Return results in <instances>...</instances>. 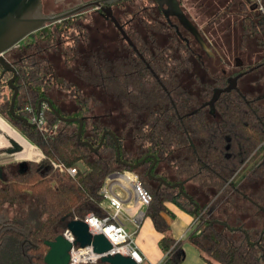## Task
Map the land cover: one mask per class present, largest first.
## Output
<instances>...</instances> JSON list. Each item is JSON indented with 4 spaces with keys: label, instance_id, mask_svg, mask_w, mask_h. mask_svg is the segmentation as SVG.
Here are the masks:
<instances>
[{
    "label": "trees",
    "instance_id": "obj_1",
    "mask_svg": "<svg viewBox=\"0 0 264 264\" xmlns=\"http://www.w3.org/2000/svg\"><path fill=\"white\" fill-rule=\"evenodd\" d=\"M260 3L263 10L257 0L236 3L240 48L251 39L262 51L258 62L241 68L245 74L239 80L254 73H260L256 82L264 80V0ZM135 5V0L114 4L122 12L116 15L121 24L127 15L122 9ZM214 14L208 25L221 15ZM162 27L157 24L154 32L164 33ZM125 31L146 60L160 57L163 65H168L163 71L173 76L154 69L160 84L128 45L124 46L127 62H119L113 69L101 51L80 53L89 31L76 16L37 30L28 42L4 53L17 72L14 113L30 122L32 112L26 109L30 106L33 113L42 114L43 125L14 118L9 112L11 97L0 104V113L42 151L43 157L25 161L22 169H10L19 164L16 161L0 166V207L8 211L5 223L31 226L27 239L13 230L0 235V264H46L45 241L62 234L69 220L89 213L104 215L101 185L109 173L123 169L135 172L150 194L145 215L164 234L159 241L166 252L162 264H179L184 257L182 241L168 235L169 227L161 215L167 212V202L193 215L186 240L207 264H264V197L250 186L255 179L264 178V93L241 90L238 84L237 90L222 92L213 109L202 106L215 88L227 85L228 75L204 67L209 79L194 76L192 91L186 90L180 73L190 66L187 57L197 58L200 50L190 34L189 44L178 41L175 33L177 41L147 46L143 51L135 28ZM58 55L65 56L66 67L68 58H75L74 76L65 78L56 69ZM89 88L109 93L117 108L101 112L89 106L90 100L97 101ZM55 92H64V100ZM45 99L61 117L83 118L79 139L78 121L61 120L48 103L39 105ZM104 131L117 138L120 162L112 136L107 133L101 141ZM52 161L74 166L77 172L70 176L53 167ZM151 166V175L167 184L148 176ZM94 264L108 263L99 260Z\"/></svg>",
    "mask_w": 264,
    "mask_h": 264
},
{
    "label": "water",
    "instance_id": "obj_2",
    "mask_svg": "<svg viewBox=\"0 0 264 264\" xmlns=\"http://www.w3.org/2000/svg\"><path fill=\"white\" fill-rule=\"evenodd\" d=\"M118 0H94L85 2L79 6L73 7L66 11L57 13V14H47L43 11L42 0H0V66L2 68L1 74L5 72H11L12 76L7 80L8 87L13 90L12 96L9 104L10 114L26 124L33 125L26 118L19 116L14 113V104L18 94V87L15 85L14 80L17 76L16 69L11 65L5 58L4 53L15 47L20 41H22L29 34L55 22H59L64 18L71 17L75 14H78L86 9L93 7H100L101 3H108L109 5ZM165 3L170 9V14L175 15L179 23L193 36L197 41L200 47L205 51L208 56H213L211 48L207 45L203 39L201 33L197 27L191 22V20L185 15V13L180 8L177 0H165ZM160 4H162L160 2ZM105 9V8H104ZM103 9V10H104ZM114 26L122 34L123 38L127 40L130 44V39L126 32L123 30L122 26L118 23L115 17L112 14V8L109 6L105 9ZM243 75V73H238L235 76L228 77L227 85L223 88L214 89L213 94L210 100L204 103L202 106H209L213 108L214 102L218 99L222 92H227L231 90H237V81ZM49 104L51 110L59 117L61 120L65 121H78V133L77 137L80 138L81 128L83 124V118L77 117H61L59 112L49 103V100L45 99ZM195 111V110H193ZM109 133L112 136L115 146L117 160L119 159V146L117 138L110 131H104L101 136V141L104 136ZM10 145L3 152L14 153L22 149L21 145L18 144L14 139L9 138ZM89 145L87 142H82ZM101 143V142H100ZM100 145V144H99ZM90 146V145H89ZM94 151L97 148H92ZM141 160L139 164L142 162ZM22 168L26 167V162L22 161L19 163ZM135 164L134 166H136ZM151 168L148 169L147 173L150 178H153L157 181L166 183L160 177H153L151 175ZM167 184V183H166ZM174 186V185H170ZM181 187L182 184L180 183ZM66 228L70 231L74 237L73 242L69 241L63 234H60L55 237L54 240H46L45 245L48 247L47 252L44 255V262L46 264H69V251L74 245L84 247L86 245H91L93 251L98 254H103L100 257V261L108 264H136V262L128 256L116 254H105L111 249V243L108 239L101 233L92 234L89 231L88 225L85 221L81 219H72L69 220L66 224ZM6 230H13L20 233L28 238L31 231V226L27 225L26 227H18L11 223H2L0 224V235Z\"/></svg>",
    "mask_w": 264,
    "mask_h": 264
},
{
    "label": "rangeland",
    "instance_id": "obj_3",
    "mask_svg": "<svg viewBox=\"0 0 264 264\" xmlns=\"http://www.w3.org/2000/svg\"><path fill=\"white\" fill-rule=\"evenodd\" d=\"M80 0H42L43 3V11L47 14H57L62 11L67 10L68 8L74 7ZM89 1V0H85ZM238 0H182L184 2L183 8L187 9V12H190L193 16L194 22L196 23L199 30L201 29L203 37L207 45L211 48L213 52L214 59H207L202 51L198 52L201 54L206 62L207 69L209 71L218 73L220 68H224L227 72L235 71V58H238L242 61L243 64L253 65L259 61L262 51L258 49L254 42L249 39L240 47V35H241V27H240V15L236 14L237 3ZM141 1L135 0V4L140 3ZM194 5L191 7V5ZM195 6H199V9H196ZM215 12H219L220 16L216 17L212 24L208 25L207 21L210 17L215 16ZM92 13V11H91ZM88 13L85 14V19L78 21L83 22H92V18L87 16ZM84 26V25H83ZM94 26V25H93ZM93 29L97 28L98 30H91L88 32H94L93 38L98 40L100 39H109V46L118 50V46L120 47V54H122V47L126 46L121 42V35L118 30L113 26L110 22H102L99 20L96 27H91ZM73 34H76L75 31H71ZM107 37V38H106ZM27 38L23 41L26 42ZM107 43L105 44V46ZM105 48V47H104ZM69 57V56H68ZM72 57V56H71ZM71 57L68 58L66 62H68V66L65 65V56L58 55L55 60L56 69H61L65 71H72V69L77 66V61L73 60ZM221 57V58H220ZM219 58L222 59V63H219ZM220 67V68H219ZM215 70V71H213ZM260 74V73H259ZM258 73H254L249 76L247 79L239 80L238 84L241 90L246 91H257L258 93H264V80L261 79L259 82H256L259 78ZM10 76V73H6L2 82H0V104L9 99L12 96V92L7 85L6 79ZM73 74L68 75L67 77H72ZM208 77V75H207ZM191 80H189L190 83ZM254 84H252V82ZM237 84V85H238ZM89 92L93 91V93L97 97V101L94 103L93 101H89V106L93 107L97 111H104V109H113L117 108L118 103L114 100L110 99L109 93L101 92L98 89L89 88ZM56 95H59L60 98L64 100L65 93L64 92H55ZM70 100L67 99L66 103ZM64 103V102H63ZM71 106L73 104L71 103ZM69 106V107H71ZM101 109V110H100ZM9 138L14 139L21 145L22 149L20 151H16L14 153L3 152L10 145ZM37 150L36 147L33 146L22 134L21 132L13 125L6 117L5 114L0 113V164H6V162H22L31 159H35ZM1 184V179H0ZM252 189H255L256 192L262 197H264V178L255 179L250 183ZM107 205V203H105ZM6 213L8 215V211L4 207H0V218L1 215ZM0 219V220H1ZM127 230H132L130 225H125Z\"/></svg>",
    "mask_w": 264,
    "mask_h": 264
},
{
    "label": "flooded vegetation",
    "instance_id": "obj_4",
    "mask_svg": "<svg viewBox=\"0 0 264 264\" xmlns=\"http://www.w3.org/2000/svg\"><path fill=\"white\" fill-rule=\"evenodd\" d=\"M58 1V0H54ZM89 1H94V0H89ZM119 1V0H118ZM116 1V2H118ZM141 1L140 3H137L135 5V7H129L128 9H122L123 11H126L127 15H125L126 17L123 18L122 24L117 20L116 15L119 16L122 12H120V10L114 8V4L116 2L111 3L110 5L108 3H101L100 7L96 8H90V9H86L78 14H75L73 16L77 17V20H83L85 19V14L89 12V14H87V16L91 17L93 20V24L91 22H80V25H84L87 26L88 31L91 30H95V32L98 30L97 28L93 29L91 27H96L97 23L99 22V20H102V22H109V20L111 21V19L109 18L107 11L105 10L106 8H108L109 6H111L112 8V14L115 17V19L118 21V23L122 26L123 30H131V28H135V30L139 33V39L137 41V44L139 46V48H141L143 51L145 49V47H156V46H164V45H169L171 44V42L173 41H177L175 38V33L177 34V36L179 37L180 42L185 41L186 44H189V40L187 37V34H190L178 21L177 17L175 15L170 14V9L167 6V4L165 3V0H139ZM178 4L180 6V8L182 9V11L185 13V15L191 20V22L197 27L196 23L194 22L193 16H190L191 13L187 12L188 10L185 9L184 10V2H182V0H177ZM85 2V0H80L74 7L79 6ZM160 2L162 4H160ZM43 5V3H42ZM194 5L192 4L191 7H193ZM73 8V7H72ZM105 8V9H104ZM196 9H199V6H195ZM69 9V8H68ZM67 9V10H68ZM71 9V8H70ZM104 9V10H103ZM187 10V11H186ZM64 11H66L64 9ZM92 11V13H91ZM63 12V11H62ZM132 12V13H131ZM136 15H138V23L135 22V17ZM89 17V18H90ZM111 23L113 24V22L111 21ZM147 24V25H146ZM157 24H162V28L165 30V32H154V28L157 26ZM94 25V26H93ZM146 25V26H145ZM114 26V24H113ZM115 27V26H114ZM116 28V27H115ZM125 28V29H124ZM184 30L186 33L181 32V29ZM117 29V28H116ZM197 29L199 30V28L197 27ZM118 30V29H117ZM36 32V31H35ZM119 32V30H118ZM126 32V31H125ZM199 32L201 33L202 37V31L201 29L199 30ZM34 33V32H33ZM31 33V34H33ZM94 33V32H93ZM93 33L90 32V34L88 35V38L84 41L82 47H80L79 51L81 52H87V54L92 53L93 51H101L105 58L107 59L108 63H109V68L113 69L114 67H118V65H120L119 62H127L128 60V56H127V52L128 49H124L125 47H122V54H120V47L118 46V50H115L114 48L109 46V39H96L93 38ZM31 34H29L28 36H26L22 41H20L15 47L19 46L20 43H23V41L28 38ZM119 34L121 35V42L128 46H131L132 49L134 50V52H138L137 47H136V42H134V39H130L131 44L125 40L122 36V34L119 32ZM127 34V32H126ZM184 34V35H183ZM128 35V34H127ZM190 36L192 37V39L194 40V42L196 43V45L198 46V48L200 49V51H202V53L205 55V57L207 59H214V56H208L205 51L200 47V45L197 43V41L193 38V36L190 34ZM171 37H174L173 39ZM107 38V37H106ZM204 39V37H203ZM29 39L26 41L28 42ZM107 43V45L105 46V44ZM105 47V48H104ZM239 49H241L239 47ZM214 55V54H213ZM86 57V56H85ZM138 57L140 58L143 67H145L148 71L149 74L151 75V77L155 78L160 84L161 82L159 81V74L162 75H169V76H173L171 73H167L165 71H163L164 69L167 70L168 65L165 64L163 65V63L160 60V57H150L149 61L152 63V65L150 64V62L148 60H146V58H144V56L138 52ZM197 58H194V56L190 55L187 57V61H189L190 66H186L185 71L181 72V84H183L186 88V90H191V83L193 82V77L194 76H198L201 78V80H208L209 78L207 77L205 71L203 70V68L205 67L207 69L206 66V62L203 58V56L199 53H197ZM134 58V57H133ZM221 58V57H220ZM219 58V63H222V59ZM135 59V58H134ZM75 60V58L73 59ZM76 61V60H75ZM235 62V71H229L227 72L224 68H220L222 74H227V79L228 77H232L237 75L238 73H243L245 74V70H241V68H243L244 66H248L246 64H243L242 61L238 58H235L234 60ZM141 66V65H140ZM142 67V66H141ZM63 68L59 69V71L61 72L60 74L63 77H67L68 75L75 74L74 71H68L65 69L62 70ZM157 70L159 72V74L155 71ZM236 72L234 75H230L231 73ZM7 72H5L4 74H1L0 71V82L2 81V78H4V75ZM12 75H10L7 80L11 77ZM165 76V77H167ZM68 78V77H67ZM16 79V78H15ZM240 79V78H239ZM238 79V80H239ZM189 80L190 83H189ZM15 83V80H14ZM238 84V81H237ZM15 85L17 86V84L15 83ZM18 87V86H17ZM163 87V85H162ZM218 89V88H215ZM19 91V89H18ZM214 91V90H213ZM213 94V92H212ZM212 96V95H211ZM211 98V97H210ZM210 100V99H209ZM209 100L205 101L202 103V105L206 102H208ZM45 103H47L46 101H39V105H44ZM27 108V107H26ZM214 108V106H213ZM212 108V109H213ZM211 109V108H210ZM6 163H12V162H6ZM3 164V163H2ZM1 166V164H0ZM16 168H20L21 166L18 164L16 167L15 165L10 166V169H14L16 170ZM2 178V171L0 169V179ZM2 219L0 220V224L5 223L6 222V218L7 215L6 213H3L1 215Z\"/></svg>",
    "mask_w": 264,
    "mask_h": 264
},
{
    "label": "built area",
    "instance_id": "obj_5",
    "mask_svg": "<svg viewBox=\"0 0 264 264\" xmlns=\"http://www.w3.org/2000/svg\"><path fill=\"white\" fill-rule=\"evenodd\" d=\"M257 2L259 8L263 10L260 0ZM26 109L32 112L30 123L42 127V114L33 113L30 106ZM36 150L35 159L31 160L37 161L43 157L42 151L38 148ZM51 163L53 167L70 176H74L77 172L74 166H66L64 163L55 161ZM100 192L103 196L102 206L106 213L102 216L89 213L84 218L74 219L85 221L92 234L101 233L108 239L111 249L105 254L119 253L130 257L136 264H162V261L147 262L138 248L134 234L127 230L124 224V219H127L137 227L151 200L150 194L142 186L137 174L129 169L113 171L105 177ZM62 234L73 242L74 237L67 228ZM102 255L94 252L91 245L84 247L73 245L69 251V264H94L100 260Z\"/></svg>",
    "mask_w": 264,
    "mask_h": 264
},
{
    "label": "crops",
    "instance_id": "obj_6",
    "mask_svg": "<svg viewBox=\"0 0 264 264\" xmlns=\"http://www.w3.org/2000/svg\"><path fill=\"white\" fill-rule=\"evenodd\" d=\"M165 205L167 212H162L161 215L169 227L167 233L176 241H182L184 257L179 264H207L201 259L198 250L186 240L194 221L193 215L171 202ZM124 224L131 226L132 230L129 231L134 234L138 248L147 262L156 263L164 259L166 252L162 250L159 243L164 234L155 229L148 216L144 215L137 227L127 219H124Z\"/></svg>",
    "mask_w": 264,
    "mask_h": 264
}]
</instances>
